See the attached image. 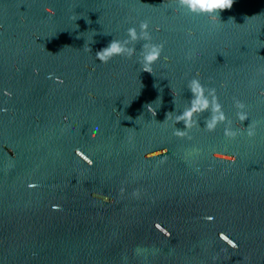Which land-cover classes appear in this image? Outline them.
<instances>
[{
  "label": "water",
  "instance_id": "obj_1",
  "mask_svg": "<svg viewBox=\"0 0 264 264\" xmlns=\"http://www.w3.org/2000/svg\"><path fill=\"white\" fill-rule=\"evenodd\" d=\"M112 40L131 58L99 63ZM197 72L209 108L186 120ZM262 91L264 0L217 23L180 0H0V264H264Z\"/></svg>",
  "mask_w": 264,
  "mask_h": 264
},
{
  "label": "clouds",
  "instance_id": "obj_2",
  "mask_svg": "<svg viewBox=\"0 0 264 264\" xmlns=\"http://www.w3.org/2000/svg\"><path fill=\"white\" fill-rule=\"evenodd\" d=\"M233 3H234V0H180L181 6L187 7L188 10L190 12H192L193 14L203 15V16L208 17L210 23H217L219 12L230 9L232 7ZM44 11L48 16L54 15V12L50 8H45ZM141 28L146 29L147 25L142 24ZM156 31H160V28L157 27ZM128 34H129V37L133 40H135L137 38L136 37V30L134 28H130L128 30ZM193 35L194 34L190 30L185 32V36L188 37L189 39L192 38ZM163 47H164L163 45H160V46H153L151 48V50L144 56L143 61L139 62L141 65V71L147 72L150 74L152 73V70H153L152 65L157 60L161 59V52H162ZM125 52H127L128 58H131V55L133 54L134 50L133 49H125L119 41L112 40L108 44L107 47L101 49L100 51H98L96 53L95 59L101 64H107L114 57L123 56L125 54ZM190 58L191 57H189V59ZM168 63H170L169 58L164 57V64H168ZM86 70L94 71V69H88L87 66H86ZM34 74H36V70H34ZM53 83H55L57 85H62L63 80H61L59 78H54ZM220 86L224 87L223 84H221ZM189 90L193 94L194 100L192 102L191 110L184 114V119H186V120L188 118H190L194 112L205 111L209 108L208 101L203 97V91L204 90L200 84V73L199 72L194 74V78L191 81ZM213 91H215V89H213ZM3 95L8 97L9 99L11 98V93L8 92L7 90L4 91ZM171 95L173 97H175L173 95V92H171ZM260 95L264 96V91H262L260 93ZM88 99H90V100L94 99V97L92 96L91 93L88 94ZM234 107L236 109H238V111L236 112V119L242 124L245 120L248 119L247 113L245 111H243V109L245 108V104L239 100H234ZM149 111L153 115H155L154 111L151 108H149ZM212 111L214 114H213L211 120L207 122V128L210 131H214L217 123L219 121L223 120V118H224L223 113L220 111V105L219 104H214ZM114 114H115V111H114ZM64 122L67 123V117H64ZM241 131H246V135L249 138H252L255 135V125L249 124L246 130L241 129ZM230 135H232L234 137L235 133H231ZM78 152H82V151L79 149H76L74 151V156L77 159H78V157L76 154ZM212 158L215 161H218L217 155L215 153L213 154ZM224 159L230 160L231 162L228 164H231V163L235 162L236 157L234 155H225ZM89 160L91 162V167H92L93 161L90 158H89ZM160 162L163 163L164 161L161 160ZM35 187H36V185L33 183L28 184L29 189H33ZM123 192H124V189L121 188L120 189L121 195L123 194ZM132 195H133V197H138L139 192L133 191ZM91 196H92L93 200H96L97 192H92ZM107 200H108V197L105 195L104 201L101 203L107 204ZM58 207L59 206H54V210L58 209ZM204 219L206 222H208V221L212 220V217L208 216V217H204ZM219 235H220V233L218 234V239H219ZM164 237L166 239H168L170 237V234L167 231H165ZM229 241L231 243V249H233V251H236L237 247H238L237 244L234 243L230 239H229Z\"/></svg>",
  "mask_w": 264,
  "mask_h": 264
}]
</instances>
